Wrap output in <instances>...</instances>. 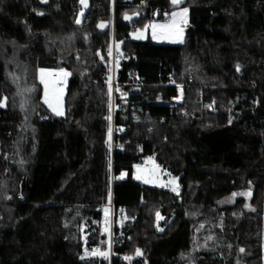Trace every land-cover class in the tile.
Listing matches in <instances>:
<instances>
[{
  "label": "trees",
  "instance_id": "trees-1",
  "mask_svg": "<svg viewBox=\"0 0 264 264\" xmlns=\"http://www.w3.org/2000/svg\"><path fill=\"white\" fill-rule=\"evenodd\" d=\"M89 2L77 25V0H0V264H264V0ZM180 7L182 43L131 39ZM112 48L125 130L110 174ZM38 68L69 72L63 115L42 102ZM149 154L175 191L132 177ZM240 190L251 209L222 202ZM110 195L109 245L99 228Z\"/></svg>",
  "mask_w": 264,
  "mask_h": 264
},
{
  "label": "rangeland",
  "instance_id": "rangeland-1",
  "mask_svg": "<svg viewBox=\"0 0 264 264\" xmlns=\"http://www.w3.org/2000/svg\"><path fill=\"white\" fill-rule=\"evenodd\" d=\"M43 71L44 73V79L48 83V89H47V97L45 96V85L44 83H41V72ZM60 70L58 69H53V68H38L37 69V79L39 83L41 84L42 87V95H41V100L45 104L46 107H48L54 114H56L52 108L49 107V103L52 104L53 107L58 108L60 111L63 112L64 114V95H65V90L67 86V81H68V75L64 76V81L62 83H58L56 81V75L59 73ZM126 93H122L120 97H126ZM47 98L49 103H45V99ZM61 116V115H58ZM110 174L112 173V170H109ZM125 174V171L121 172V176ZM140 177L137 179V177ZM132 177L144 184H149L151 186H154L161 191H166V190H173L177 189V179L170 175L167 170L162 168L158 164H152L149 169H144L142 166H139L135 164L132 169ZM111 179V175L110 178ZM147 181V182H146ZM237 195H230L222 201L223 203H231L235 198H241L243 201V206L245 209H251L250 206V198H251V193L248 190H240L235 192ZM240 193H250V195H239ZM111 198L109 196L108 201L105 203L110 204ZM104 203V204H105ZM101 209V206H100ZM113 210L112 206H107L104 212L102 211L101 215V222H100V228H99V233L100 235H103L106 237L107 242L109 245L111 244V234H112V228H113ZM124 218L122 219V221ZM120 220V223H123ZM110 248V246L108 247ZM108 251V250H107ZM103 253V254H101ZM90 254L93 256L97 257H102L106 254V252H103L102 250L100 251L98 247L93 249Z\"/></svg>",
  "mask_w": 264,
  "mask_h": 264
},
{
  "label": "built area",
  "instance_id": "built-area-1",
  "mask_svg": "<svg viewBox=\"0 0 264 264\" xmlns=\"http://www.w3.org/2000/svg\"><path fill=\"white\" fill-rule=\"evenodd\" d=\"M158 12H159V9L155 8L152 13L156 15ZM133 30H136V29H133ZM114 57H115V52H114V49L112 48V68H111L110 76L105 80V84H106L108 94H109V103H108L107 114H106L105 146H106V156L109 161L110 170H112V167H113L112 157H113L115 148L118 146L123 147L124 145L123 143L116 142L115 135L117 132L119 133L125 130L123 126H116L114 123V112L116 108L115 97H116V94L119 93L122 89L121 88L122 86L119 83H117L115 80ZM143 87H144V82L143 80L140 79V81L130 85V91L134 93H141L144 89ZM181 89H182V85H178V95L177 97L173 99L176 102L181 100ZM202 95H203L202 90H200V96ZM109 117L111 118L109 119ZM144 117L148 118L150 116L147 113L136 114L134 119L137 121H142ZM152 164H157L155 160V156L153 154H149L144 159H142L137 165L142 166L144 169H149ZM112 180H113V177L111 175V179H110L111 183H112ZM110 198H111V195H110ZM107 206H112V201H110V204L105 203L101 205V213L102 211L104 212Z\"/></svg>",
  "mask_w": 264,
  "mask_h": 264
},
{
  "label": "crops",
  "instance_id": "crops-1",
  "mask_svg": "<svg viewBox=\"0 0 264 264\" xmlns=\"http://www.w3.org/2000/svg\"><path fill=\"white\" fill-rule=\"evenodd\" d=\"M184 8L186 7H180V8L174 9L173 11L169 13L168 18L165 20H153L150 23H148L146 26H144L143 28L130 31L129 35L131 39L136 40V41H146L150 39L156 44L169 45V46H176L182 43L184 39V30L188 24L189 11L187 12L186 17L173 18L172 13L181 12ZM185 19L187 21L186 23L184 22ZM152 25H167L168 27H164V28L157 27L154 30ZM58 70H61V69H58ZM63 70L64 72L69 73L67 70L65 69ZM41 95H42V92H41Z\"/></svg>",
  "mask_w": 264,
  "mask_h": 264
},
{
  "label": "snow or ice",
  "instance_id": "snow-or-ice-1",
  "mask_svg": "<svg viewBox=\"0 0 264 264\" xmlns=\"http://www.w3.org/2000/svg\"><path fill=\"white\" fill-rule=\"evenodd\" d=\"M81 3L86 5V0H81ZM171 3L173 5H179L180 3H182V0H171ZM187 12H188V9L187 8H184L181 12H173L172 13V16H173V18H175V17H186ZM76 22L77 23H80L79 19ZM184 22L185 23L187 22L186 19H185ZM152 27L155 30V28H157V27L164 28V27H168V26L167 25H152ZM109 54H111V49H109ZM237 70H239V66L237 67ZM60 72L63 73L64 76L69 75V73L64 72L63 69H61ZM41 83H44V85H45V96L47 97L48 83L44 79V73H43V71L41 72ZM5 101H6V98H5ZM45 103H49L48 100H47V98L45 99ZM3 106H5L4 102H0V107H3ZM49 107L53 109V111L56 113V115H63V112L62 111H60L58 108L53 107L52 104H50V103H49ZM110 118L111 117H109V119ZM139 178L140 177L138 176L137 179H139ZM173 190L175 191L176 189H173ZM233 195H237V194L234 193ZM239 195H250V193H240ZM156 215H157L158 218L162 219V217H160L159 212H157ZM240 251L243 252L244 250L241 249ZM101 254H103V253H101ZM137 255H140L139 250H137Z\"/></svg>",
  "mask_w": 264,
  "mask_h": 264
},
{
  "label": "water",
  "instance_id": "water-1",
  "mask_svg": "<svg viewBox=\"0 0 264 264\" xmlns=\"http://www.w3.org/2000/svg\"><path fill=\"white\" fill-rule=\"evenodd\" d=\"M183 1L184 0H182V2ZM38 2L40 3V5L46 6L49 3V0H38ZM78 6H79V10H78V12L76 14L74 23L77 24V25H80V24H82V22L84 21L87 13L90 10V2H89V0H86V5H85V4H82L81 3V0H78ZM78 19H79L80 23H77L76 22ZM102 27H103V25L100 26V28H102ZM56 81L58 83H62L64 81V75H63V73H61V72L57 73V75H56Z\"/></svg>",
  "mask_w": 264,
  "mask_h": 264
}]
</instances>
